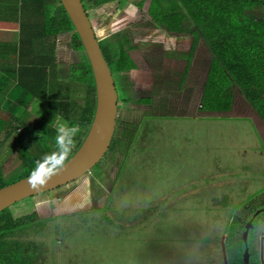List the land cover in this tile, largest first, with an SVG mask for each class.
<instances>
[{"label":"rangeland","instance_id":"rangeland-1","mask_svg":"<svg viewBox=\"0 0 264 264\" xmlns=\"http://www.w3.org/2000/svg\"><path fill=\"white\" fill-rule=\"evenodd\" d=\"M122 1L109 5L119 13L107 23L91 12L92 25L106 44L124 35L141 48L157 86V107L140 118L127 115L128 107L118 103L117 124L135 129L125 156L114 146L89 173L52 193L73 201L89 194L90 205L16 236L33 243L34 264H226L223 243L232 217H248L264 207V125L236 90L230 112H198L211 54L198 45L178 91L190 40L168 39L150 22L112 32L119 15L139 0ZM259 12L255 8L249 14L259 18ZM69 36L56 40L64 75L79 60L70 51ZM120 76L113 75L117 91L127 88ZM77 95L82 101L83 92ZM35 106L34 114L24 115L29 124L43 110ZM11 132L0 146V157L6 151L0 160L6 184L21 175L16 133ZM77 139L81 135L65 128L46 145L51 152L56 147L71 151Z\"/></svg>","mask_w":264,"mask_h":264},{"label":"trees","instance_id":"trees-1","mask_svg":"<svg viewBox=\"0 0 264 264\" xmlns=\"http://www.w3.org/2000/svg\"><path fill=\"white\" fill-rule=\"evenodd\" d=\"M81 1L90 21V13L97 12L103 22L119 13L118 7L109 5L123 3L122 0ZM255 8L260 10L259 18L249 14ZM147 22L169 34L192 36L190 49L184 56V70L177 83L178 91L182 89L198 45L201 43L211 54L198 101L199 112H230L236 90L264 125V0H139L119 15L111 31ZM0 29L17 31L13 42H0V58L13 61L5 68L0 92L14 82L6 95L8 103L14 106L12 116L18 121L13 143L18 146L21 175L15 182L56 168L78 149L92 121L94 81L80 39L59 0H0ZM64 33L70 35V51L79 59L68 66L65 75L59 72L56 55L57 37ZM95 35L112 75L149 69L128 36H120L113 44H106L96 32ZM81 92L82 101L76 98ZM117 94L118 103L122 105L133 100L141 104L152 102L150 93L144 90L123 88ZM36 102L43 110L32 124H28L24 115L27 110L35 113ZM4 125L7 126V122ZM132 127L117 124L110 151L117 146L125 156L135 132ZM65 128L68 133L81 135V139L75 141L71 151L56 147L51 152L52 146L46 143L55 142L60 130ZM36 163L40 167H36ZM6 185L0 166V188ZM87 185L84 180L81 186L86 188ZM60 188L25 198L0 212V264H34L37 250L33 243L19 240L17 233L29 227L42 230L47 221L76 214L90 205L89 194L77 195L79 199L75 201L66 194L52 196ZM253 212L248 217H232L223 243L226 264H246L242 236ZM261 227L264 236V213L253 219L248 232L249 264H262L260 251L256 249V243L264 239L257 237Z\"/></svg>","mask_w":264,"mask_h":264},{"label":"water","instance_id":"water-1","mask_svg":"<svg viewBox=\"0 0 264 264\" xmlns=\"http://www.w3.org/2000/svg\"><path fill=\"white\" fill-rule=\"evenodd\" d=\"M82 44L94 81L95 105L88 131L74 154L54 169L39 172L0 188V212L34 195L49 192L76 181L90 172L108 152L117 126L118 94L111 70L105 61L92 23L81 0H59ZM254 212L246 223L242 240L244 260L249 264L248 232Z\"/></svg>","mask_w":264,"mask_h":264},{"label":"crops","instance_id":"crops-1","mask_svg":"<svg viewBox=\"0 0 264 264\" xmlns=\"http://www.w3.org/2000/svg\"><path fill=\"white\" fill-rule=\"evenodd\" d=\"M158 29H160V28H158ZM162 31H163L164 35H168L170 37L168 39H171V40H190V43L188 46V51H189L191 43H192V36L190 37V35H188V34L187 35L186 34H169V33H166L163 29H162ZM16 37H17V31L0 29V42H13L16 39ZM165 37H167V36H165ZM138 50L146 61V56L144 54H142V50L140 47H138ZM188 51L186 52V54L188 53ZM182 59L184 60V56ZM192 60H193V58H192ZM12 63H13L12 59L0 58V81L2 80V78L5 74V71H6L5 68L8 67L9 64L12 65ZM184 66H185V60H184ZM184 66H183V70H184ZM150 70H151V68H149L147 70H143V71H134L132 73H127L129 75L123 74L120 76L121 79L123 80V83H122L123 87L126 86L129 89L144 90V91L149 92L151 95V101L152 102L149 104H141L137 100H133V101H130L129 103H127L126 105H124L125 107H128V110L126 112L129 114H127V115H130L131 113H133V114L135 113V115L139 114L138 117L141 118L144 115L152 114V111L157 107V101H156L157 100V86H154V88H153V85H152L153 79L151 80V77L148 74L150 72ZM183 70H182V73H183ZM188 70H189V68H188ZM188 70H187V72H188ZM182 73H181V75H182ZM206 74H207V72H206ZM186 76H187V73H186ZM185 81H186V77H185ZM185 81H184V84H183L182 89L180 91L183 90L184 85L186 84ZM147 82H149L150 85H147L148 84ZM13 85H14V82L11 81L8 84V87L4 88L3 92H0V146L1 147L4 144L2 140H6V137L10 136V134L12 133L11 131H14L15 126H17V124H18V121L14 120V118L12 116L13 115L12 113L14 111L13 103L12 102H10V104L8 103L7 95H6L9 88H11ZM199 97H200V95H199ZM198 101H199V98H198ZM27 112L30 113V110H27L26 113ZM157 116H160V115H157ZM25 121L29 124V122L26 119H25ZM6 122H7V126L4 125V123H6ZM5 154H6V151L3 152L4 156L0 157V160H2V158L4 159ZM259 243H260V245H259ZM259 243H256V245H257L256 249L258 251H260L262 264H264V240H262V242L259 241Z\"/></svg>","mask_w":264,"mask_h":264},{"label":"flooded vegetation","instance_id":"flooded-vegetation-1","mask_svg":"<svg viewBox=\"0 0 264 264\" xmlns=\"http://www.w3.org/2000/svg\"><path fill=\"white\" fill-rule=\"evenodd\" d=\"M120 4V3H119ZM117 8V7H116ZM251 219V218H250ZM261 229V230H260ZM259 230V235H257V237L259 238V239H261V238H263L264 236L263 235H261V233H263V228L261 227ZM264 240V239H263Z\"/></svg>","mask_w":264,"mask_h":264}]
</instances>
